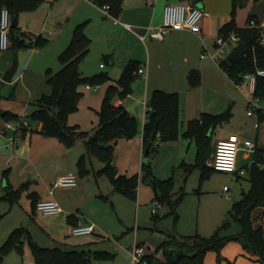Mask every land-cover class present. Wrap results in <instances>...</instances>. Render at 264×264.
Wrapping results in <instances>:
<instances>
[{
    "label": "rangeland",
    "instance_id": "rangeland-1",
    "mask_svg": "<svg viewBox=\"0 0 264 264\" xmlns=\"http://www.w3.org/2000/svg\"><path fill=\"white\" fill-rule=\"evenodd\" d=\"M50 1L51 0H41L34 9L21 11L24 12V18L21 20L24 26L22 27V31L16 28L17 32H23L26 45L17 49V66L12 77L14 79L19 73H23L26 68L29 70L32 68L36 69L37 72L31 74L27 82H24L23 78H19L16 82H5L1 79L3 72L12 62L13 51L9 48L0 49V110L9 108V106L14 107L15 110L18 108L21 110L22 107L20 103H22V105H25L23 111L26 113L27 110L32 108L29 103L36 97H30L32 100L27 103L26 99L30 96L29 91L32 92L35 88L39 91L40 87L43 88L44 86V88L50 92V87L46 83L45 70L49 67L51 71H55L60 67L57 56L50 54V52H52L50 49L51 37L47 36V32H49L51 28L44 29L43 27L42 31L44 34L40 35L42 38H46V41L40 44H34V37L38 35V29L40 28L36 26L37 22L35 25L36 28L32 26L26 27L29 22L38 21L37 16L39 12L43 11V6L45 7V5L47 9ZM52 9L53 14L60 16L64 13L63 4L58 2L53 3ZM249 12L256 16V20H252L253 23L264 24V0H246L244 5L236 10L235 17L237 21L243 23ZM22 22H19L18 25ZM100 22L99 20H92V25L99 27L102 24ZM103 24L105 25L106 23ZM212 41L213 40L210 39L206 42L211 52L215 49L213 48ZM29 43L30 45H28ZM128 43L130 44L121 42L120 45L116 47L117 57L123 58L128 55L130 51H133V49L134 51L140 50L132 46L133 44L131 41L128 40ZM98 44L99 42L97 40L91 42L90 51L83 60V64H86L90 72L96 71L99 63H103L104 65L103 69H98L99 72L106 71L105 69L110 66L108 64L109 61L105 62L100 58L102 52H100V46ZM197 55L199 57V54ZM38 57H46V61L44 60L43 63H35ZM200 60L201 62L218 66L217 62L210 58ZM140 78L141 77L136 75L132 83ZM103 85L104 84H91V89L89 90L83 88L84 93L79 103L80 108L71 113L70 121L77 120L81 123L80 128L84 126V129H90L92 125L91 115H93V112L87 105L85 107L83 100H86V103H89L87 101H92L93 98L88 96H93L96 93L102 92L105 86ZM202 87V90L207 92H205L203 96L200 97L199 91L195 93V96L186 95V100L194 104V110L202 103L208 107L210 111H218L217 114L219 116L225 113V111L227 112V118H221L220 122L208 132L211 149L215 139L225 137L229 131H239V134L243 136V130H241V128H246L249 134L248 136L254 141L251 131L254 129L252 123L256 119V114L253 113L252 116H247L246 111L250 108L249 102L254 104L257 97L252 96V94L248 92L245 81L241 80L235 83L220 70L217 74L207 73ZM123 99H125V97ZM89 105H92L91 102ZM257 106L264 109V99L258 100ZM195 112H197V110ZM187 117L191 118L192 116H187V114L183 112V108L180 107L178 118L179 134L175 140L169 141L168 143H174L175 146L172 147V145H168V147L164 149L162 155V151H159L160 147L158 146L159 153L156 157L153 159L152 157L154 154L151 153L148 158L151 171L152 167H156V164H158L160 169L164 168L168 171L167 173L172 175L173 196L175 193L177 194V191L181 187L185 191L184 196L176 207L178 217L174 224V229L177 234L182 236H190L195 233L200 236H209L214 231H218L219 235L235 233L239 231V225L232 219L231 204L240 198L243 191L248 189L249 184L246 179V174L235 177L234 174L229 172L213 170L205 177L200 178L199 170L193 169L185 179H183V172L181 168L177 167V164L182 161L184 157V159L193 162L196 152L194 140L182 136L188 119ZM31 132L36 135L40 134L35 130ZM40 136L45 137L43 135ZM178 142H180V146ZM161 143L162 142H159V145H162ZM163 143H167V141ZM259 145L260 141L257 137L256 146ZM179 147L181 149V156L173 166H170L173 158L177 157L180 153ZM63 148L64 153L60 151L59 153H53L43 157V161L38 163L39 168L41 165V175L34 176L36 171L32 169V173L26 176L27 180L25 181H28V184L21 191L17 200L11 204L7 199L2 198L5 191L3 187L7 184V180L0 168V244L5 240L12 229L15 227H25L33 240L42 247H59L62 249L75 247L86 251L89 250L90 252L105 251L106 255L97 258L91 257V261L94 264H129L130 250L135 242L133 240H144V242H146V248L151 250L153 245L161 241L160 238L162 234H160V232L158 233L159 230H172V216L166 215L169 210L167 205H160V208L155 214L157 217H154L155 215L150 212L151 200L153 198L151 185L138 180L136 198L131 199L121 192L113 191L107 177L104 174L96 173L97 169L101 166V162L95 157H89L87 162V167L89 168L88 173H78L76 166L77 155L84 151L81 139H77L71 147ZM242 154L243 156L241 155L237 158L238 161H242L240 165L248 163L251 157L249 151H244ZM64 167H66V172H73L76 174L77 178V184L72 188H67L69 189L68 191L77 188L80 180L83 182L82 188L78 194L76 193L77 195L74 194V196L70 198V206L73 207V211L78 207L82 211L87 212L88 216H85L88 220H86L85 223L93 224L99 231L95 229L94 232L90 234L73 235L66 218L61 220L59 219L60 217L54 216V213L50 215L37 211L33 215L29 213L30 205H28V203H30V198L27 193L30 192L28 189L31 190L34 188L32 179L37 178L38 186L36 188L38 189L39 187V191L46 193L49 183L43 182V179H41L42 173L44 174L54 168L59 170ZM31 168L30 166V169ZM39 177L41 178L39 179ZM15 179V176L11 175V182L19 183ZM19 185L20 184H16L14 188H17ZM223 185L228 188L227 191L222 190ZM52 191L54 192V197H57L62 193V188H54ZM224 221L228 222L227 227L220 228ZM229 242L239 243L236 240L227 241L220 248L218 256L216 252L212 250L206 251V253L209 252L213 254V260L217 264L222 262H225L223 264H232L231 261L222 257V249ZM173 245H175V242H170L166 248L173 247ZM0 264H33V259L26 241L22 239L20 253L14 248L9 249L2 256Z\"/></svg>",
    "mask_w": 264,
    "mask_h": 264
},
{
    "label": "trees",
    "instance_id": "trees-1",
    "mask_svg": "<svg viewBox=\"0 0 264 264\" xmlns=\"http://www.w3.org/2000/svg\"><path fill=\"white\" fill-rule=\"evenodd\" d=\"M41 0H0V7L7 8L11 20L25 10H32L38 6ZM123 0H94L96 5H108L109 14L116 17L121 9ZM246 0H231L230 19L220 26L217 36H226L233 32L237 41L228 54L217 62L219 68L235 83L243 80V76L254 73L256 68H264V45L259 43V38L264 36V25H247L249 20L256 18L255 14L249 12L246 15L245 23L238 26L235 22L237 8L242 7ZM256 20V19H255ZM85 22L76 24L71 33L67 45L60 51L57 58L61 67L56 71L45 70L46 83L50 92L41 94L30 102L31 110L26 114L27 126L20 127L23 131H33V124L39 125L38 133L46 137H53L65 147H71L75 140L81 139L84 146V153L79 155L76 166L79 174L88 172L86 166L87 157L92 155L97 158L102 166L96 171L97 174H104L109 180L112 190L121 192L125 196L135 199L138 180L151 185L155 182L158 195L153 197L161 204L168 206L166 215L172 216V223L177 220L176 207L185 194L181 187L173 196L172 177L160 180L154 177L150 169V161H142L138 173L123 175L117 173L113 159V147L119 138H131L136 133V119L121 103L114 104L113 99H123L131 90V83L136 77L139 64L136 60H129L123 67L119 77L114 83H108L96 111L97 126L89 134L79 130L76 125H68L67 117L77 109L81 98L80 87L85 84H103L109 80L106 72H99L90 76H82L78 69L79 62L84 58L89 49L90 40L85 35L83 28ZM9 46L12 49H19L26 45L23 32H17L16 25L9 28ZM46 41L37 35L34 37V44ZM30 45V43L28 44ZM103 57V61H107ZM189 87L197 86L200 83V74L197 70H190L186 76ZM252 96L259 100L264 99V76H256ZM178 104L177 92H167L154 89L150 92L146 105L149 107L145 112V121L142 126V149L148 147V158L151 153L156 152L157 143L175 140L178 136ZM258 120H264V111L255 110ZM18 115L9 110H0V119L3 121L18 120ZM221 120L218 114L201 113L197 118H191L186 122L182 136L193 139L196 146L194 161L190 164L180 162L177 167L183 172V179L193 170H199V177H205L214 169L206 165L212 151L208 132ZM154 133L153 139L152 134ZM158 134V136H156ZM156 140V141H155ZM156 142V143H154ZM248 189L243 191L240 198L231 204L232 219L239 225V231L219 235L214 231L209 236H200L197 233L190 236L177 238L175 234L170 239L161 241L155 251L161 250L162 260L159 263L166 264H203V257L206 251H215L217 256L220 248L229 240H236L241 247L256 256L259 264H264V224L257 226L252 222V211L256 207L264 208V143L254 145L252 161L244 168ZM28 181L22 182L17 188L6 185L4 195L9 203L17 200L21 191L26 187ZM30 198V213L35 210L37 195L34 191L27 193ZM154 216V215H153ZM72 214L67 215L70 222ZM154 217H157L155 215ZM228 222H222L220 228L227 227ZM24 239L30 250L33 264H94L91 257H103L105 251H86L75 248L62 249L59 247H42L38 245L25 227H15L5 240L0 244V262L2 256L14 248L21 252V243ZM170 242L175 245L170 248L166 246ZM139 243V242H137ZM146 264H154V256L147 254Z\"/></svg>",
    "mask_w": 264,
    "mask_h": 264
},
{
    "label": "crops",
    "instance_id": "crops-1",
    "mask_svg": "<svg viewBox=\"0 0 264 264\" xmlns=\"http://www.w3.org/2000/svg\"><path fill=\"white\" fill-rule=\"evenodd\" d=\"M179 1H190L196 3L198 6H200L202 10V16L193 29L173 27L168 29L167 32L159 39L152 38L149 35H146L145 38L142 40L138 37V34L143 33L147 27H155L161 23L162 8L164 4L176 3ZM54 2L63 4L64 13L62 15L59 16L57 14H53L52 7ZM230 11L231 0H123L121 3L120 12L116 17H112L111 15L103 14L101 8L96 5L92 0H51L49 2L48 8L46 9L45 5V7L43 6V11L39 12L37 16L38 21L32 23L29 22L28 24L30 25L27 24L26 27H39V36L44 34L42 31L43 27L44 29L51 28V30L47 32V36L51 37L50 49L52 52H50V54L53 56H58L60 51L69 42L73 27L80 22H85L83 31L90 40L89 49L86 55L90 51L91 42L97 40L99 42L98 45L100 46V52H102L100 58L103 60V57L106 56L109 61L108 64L110 66L109 68L105 69L106 71H104L109 77V80L106 83H103L105 86L108 83H114V81L119 77L123 67L129 60H136L139 65L145 66L144 75L137 74V76L141 78L139 80H135L132 83L130 93L125 97V99H119L117 97H114L113 99L114 104L121 103L123 107L136 119L137 127L135 135L128 139H117L113 147L112 164L114 165L117 173L128 176L133 173H138L142 162V126L145 121L144 104L147 102L148 96L152 90L160 89L167 92L178 93V118L180 107L183 108V112L187 114V116H192L191 118H197L201 113L211 112L210 114H217L218 111H210L208 107H206L202 103H200L197 109L194 110V104L191 101L186 100V95L189 94L190 96H195V93L199 91L200 97L203 96L206 91L202 90V83H204L205 81L206 74H217L218 71H222L219 66H215L211 63L201 62L200 59L209 57L201 58L200 52L204 47L211 52V50H209L210 48L206 44V42H208V40L210 39L213 40L212 45L214 48V41L217 36L218 29L221 25H223L230 19ZM23 13L24 12H19L16 15L15 19H12L14 21V25H16V28H18L19 31H22V27L24 26L23 22L21 21L24 18ZM92 20H99L102 24L106 23V26L104 24H101V26L95 27L94 25H92ZM245 20L243 21V23H240L235 17V22L238 26H242L245 23ZM19 22L22 23L18 25ZM125 25H129V28H126ZM128 40L131 41V43L133 44L132 46H135L140 50L134 51L133 49V51H130L125 57H117L116 47L120 45L121 42L125 44H130L128 43ZM8 48L13 51L10 46ZM197 54H199V57ZM86 55L84 56V58L86 57ZM84 58L78 64V69L82 76H90L99 73L98 69L104 68V65L100 67L99 63L98 69L96 68V71L90 72L88 71V67L86 66V64H83ZM44 60L46 61V57H38L35 63H43ZM46 69H49V67ZM190 70H197L199 72L201 83L198 86L189 87L187 85L186 76ZM36 72V69L32 68L29 70L28 68H26L24 69L23 73H19L16 77H14V79L12 75L10 81L16 82L19 78H23L24 82H27L31 77L30 75ZM83 88L85 90L91 89L85 88V85L84 87L81 86V98L84 93ZM104 88L102 92L96 93L93 96H88L93 98L92 101H87L89 103H86V100H83L85 103V107L87 105V107L90 108L93 112V115H91L92 125L90 129H84V126L80 128L81 123L77 120L70 121L69 119L71 117L70 115H72L71 113L67 117V124L76 125L79 130L91 133L97 126L96 111L99 107ZM48 92L49 90L45 89L44 86L43 88L40 87L39 91H37V89L35 88L34 91H29L30 96L26 99V102L29 103L32 100L30 97L36 96L33 98L35 99L41 94H47ZM81 98L79 99V102L77 104V109L80 108L79 103ZM90 102L92 105H89ZM20 105L22 107L21 110L20 108L15 110L14 107L10 106L9 108H5L4 110H9L17 115H20L21 113L27 114L31 110L29 109L25 113V111H23L25 105H22V103H20ZM196 110L197 112H195ZM261 110L264 111V109ZM187 118V121L191 119L190 117ZM5 122H10L12 127H6L4 125ZM14 126V121H3L0 119V168L2 170V174L6 176L7 184L10 185L11 188H14L16 184H21L22 182H25V180H27L26 176L32 173V169L36 171L34 176H40L41 165L39 168L38 163L43 161V157L49 154L59 153L60 151L64 153L63 147H65L61 142H59L53 137H41V134L36 135L29 130L23 131L20 127H15L14 129ZM32 128H34V130L36 131V129L39 128V125L34 123ZM241 130H243V136L239 134V131H229L226 136L234 133L237 134L240 139L251 140L248 136L249 134L246 128H241ZM251 134L254 137V141L251 140L254 145H256L257 137L260 141V145H262V142L260 140V134L255 128L253 129V131H251ZM218 139L221 138H217L215 139V141ZM168 143L169 141H167V143L162 142V145H159V143H157L156 152L154 153L152 158L154 159L160 150L162 151V155V153H164V149L168 147V145H172V147L175 146L174 143ZM178 144L180 146V142H178ZM158 146L160 147L159 151ZM179 150V155L173 158V161L170 166H173L180 158V147ZM244 151L248 150H246L244 147H241L237 151V158L241 155L243 156L242 152ZM249 152L251 153V157L248 163L240 165L242 161H238L236 158V167L238 169H243L245 166H248L251 163L253 151ZM82 153H84V151L80 152L79 155H81ZM79 155H77V158L79 157ZM91 156L92 155L87 157L86 166L89 157ZM184 158L180 162H184L187 164L192 163ZM237 161L239 162V164ZM179 163L177 165H179ZM208 163L209 160L207 159L206 165H208ZM30 166L32 167L31 169ZM101 166L98 169H100ZM65 170L66 167L61 168L59 170L55 168L53 170L51 169L50 171L44 174L42 173V178L39 177V179L41 178L43 179V182L50 183L57 176L66 173ZM152 171L154 177L160 180L172 177V175L167 173L168 171H166V169H160L158 167V164H156V167H152ZM11 175L15 176V180L19 183H12ZM234 175L235 177L238 176L236 174ZM32 180L34 182V188H32L31 190L28 189V191H34L38 199L53 198L58 204L60 210L54 213V216L60 217L59 219L61 220L66 218V221H68L67 215L72 214L73 217L70 218V222L68 221L70 227L76 224H86L85 222L88 219L85 215L88 216V213L82 211L78 207H76V209L73 211V207L70 206L69 203L70 198H72L74 194H78V192L82 188L83 182L81 180L78 184V187L74 190L68 191L69 189L62 188V193L57 197H54L53 191L51 192V194H48L47 191L46 193L39 191V187L38 189L36 188L38 186V179L35 178ZM28 205H30V203H28ZM36 211L37 210H34L32 213H30L29 211V213L33 215ZM252 219L254 226L264 224V208L256 207L252 211ZM95 229L99 231L93 225V230L91 233H93ZM171 229V231H158V233L160 232V234H162V239L160 238L161 241L169 240L171 234H175L177 238L182 237V235L176 233L173 223ZM133 241L142 243L146 247V242H144V240L135 239ZM161 241H159V243ZM158 244L153 245L151 250L147 249L148 252L154 256V264H157L160 260H162L161 250L155 251V248ZM222 257L231 261L232 264H259L256 256L249 254L241 247L239 243L234 242H229L224 246V248L222 249ZM223 263L225 262L219 264ZM203 264H217L213 260V254L207 252L203 257Z\"/></svg>",
    "mask_w": 264,
    "mask_h": 264
},
{
    "label": "built area",
    "instance_id": "built-area-1",
    "mask_svg": "<svg viewBox=\"0 0 264 264\" xmlns=\"http://www.w3.org/2000/svg\"><path fill=\"white\" fill-rule=\"evenodd\" d=\"M94 2V0H92ZM95 3V2H94ZM96 4V3H95ZM101 11L105 15H110L108 11V5L104 4L99 6ZM202 16V10L200 6L196 3L190 1H179L176 3H166L162 8V18L161 23L155 27H147L143 33L138 34V37L142 40L146 35L152 38H161L168 29L173 27L193 29L198 23ZM247 25H256L252 20L247 22ZM260 26L264 24H259ZM11 26V18L6 7H0V49H6L9 47V28ZM129 28V25H125ZM237 36L230 32L226 36H216L214 41V51L210 52L205 47L200 52V57H209L210 59L218 62L220 59L224 58L228 52L232 49L237 41ZM259 43L264 45V36L259 38ZM108 61V60H107ZM106 61V62H107ZM100 67L103 63L99 64ZM144 65H139L136 74L144 75ZM256 76H264V68H256L254 73H248L243 76V80L247 84V90L252 94L254 90L255 78ZM85 88H91L89 84H85ZM258 98L255 103L250 104V108L246 111L247 116H252L256 109H261L257 106ZM144 115L149 107L144 104ZM18 120L15 122V127L27 126L26 114L21 113L18 115ZM6 127H12L10 122H5ZM253 127L259 132L260 140L264 143V120L260 121L256 117L253 121ZM158 136V134H156ZM244 147L248 151H254V143L249 139H240L237 134H229L225 138L218 139L214 142L212 151L210 152V158L208 166L212 167L216 171H224L233 173L236 175L244 174V169L236 167L237 151ZM77 184L76 174L73 172L63 173L56 178H54L47 188V193L51 194L54 188H72ZM228 188L226 186L222 187L223 191ZM160 203L153 197L151 200L150 212L156 214L157 210L160 208ZM35 210L43 214H53L58 212L60 209L58 204L53 198L39 199L35 203ZM93 230L92 224H76L71 227V233L73 235H83L89 234ZM149 254L147 248L141 244L134 242L130 250V262L129 264H146V255ZM166 264V263H157Z\"/></svg>",
    "mask_w": 264,
    "mask_h": 264
},
{
    "label": "water",
    "instance_id": "water-1",
    "mask_svg": "<svg viewBox=\"0 0 264 264\" xmlns=\"http://www.w3.org/2000/svg\"><path fill=\"white\" fill-rule=\"evenodd\" d=\"M11 26H14V21L12 20L11 22ZM17 49H14L13 52H12V62L10 64V66L3 72L2 76H1V79L5 82H9L11 80V76L13 75L15 69H16V66H17ZM220 117L222 119H225L227 118V112L225 111V113H222L220 115ZM153 136H154V133L152 134V138L151 140L153 139ZM148 159V147H146L144 150H143V153H142V161H147ZM152 186V190H153V193L154 195H158V189H157V185L155 182H152L151 184Z\"/></svg>",
    "mask_w": 264,
    "mask_h": 264
}]
</instances>
